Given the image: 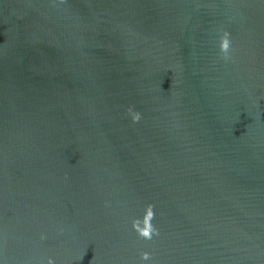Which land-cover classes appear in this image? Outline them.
<instances>
[{
	"label": "water",
	"instance_id": "1",
	"mask_svg": "<svg viewBox=\"0 0 264 264\" xmlns=\"http://www.w3.org/2000/svg\"><path fill=\"white\" fill-rule=\"evenodd\" d=\"M49 259L264 264V0H0V264Z\"/></svg>",
	"mask_w": 264,
	"mask_h": 264
},
{
	"label": "clouds",
	"instance_id": "2",
	"mask_svg": "<svg viewBox=\"0 0 264 264\" xmlns=\"http://www.w3.org/2000/svg\"><path fill=\"white\" fill-rule=\"evenodd\" d=\"M218 47L223 57L227 58L228 50L230 48L229 34L227 31L223 32L219 37ZM128 111L133 122L139 121L140 113L138 111H133L131 108H129ZM153 218V205L147 204L144 208L142 218L132 220V228L136 231L138 236L144 239H151L154 234L158 235L157 229H155L151 223ZM41 238L43 239L44 237L42 236ZM140 258L141 260H148L150 258V253L141 252ZM48 264H53V261L49 259Z\"/></svg>",
	"mask_w": 264,
	"mask_h": 264
}]
</instances>
